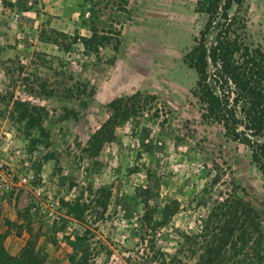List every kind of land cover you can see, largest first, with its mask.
Masks as SVG:
<instances>
[{
    "label": "rangeland",
    "instance_id": "374dc122",
    "mask_svg": "<svg viewBox=\"0 0 264 264\" xmlns=\"http://www.w3.org/2000/svg\"><path fill=\"white\" fill-rule=\"evenodd\" d=\"M207 4L0 0V153L35 174L0 199L10 254L31 240L46 264H70L69 240L85 235L88 264H194L210 237L202 220L228 196L264 226L251 146L205 116L195 61L216 42L223 0L213 12ZM227 21L236 66L255 49L264 59V0L234 4ZM206 60V82L224 93ZM22 102L44 107L45 134L27 129ZM110 120L113 138L91 149Z\"/></svg>",
    "mask_w": 264,
    "mask_h": 264
},
{
    "label": "trees",
    "instance_id": "16d2710c",
    "mask_svg": "<svg viewBox=\"0 0 264 264\" xmlns=\"http://www.w3.org/2000/svg\"><path fill=\"white\" fill-rule=\"evenodd\" d=\"M220 0H208L206 9L210 12L216 10ZM243 0H223L221 5V22H217L216 42L206 53L202 48L196 56L195 67L199 74L198 87L205 104V116L222 122L224 127L230 131L234 139L247 141L251 146V159L260 169L264 177V59L254 50V57L249 59L250 54L244 53V61L236 66L232 59L234 41L228 38L230 24H228L229 10L239 5ZM92 34L83 38L85 45L91 47L95 41L96 30L92 26ZM63 35L61 32H58ZM46 41L57 43L50 35ZM64 50H68L70 43L61 44ZM206 54L212 65L216 68L217 82L224 93H217L216 89L209 82H206ZM231 83L233 85H231ZM226 94V95H225ZM113 101L110 105L118 103ZM23 103V102H22ZM27 117V129L37 128L41 134L44 133L42 116L46 113L44 107L23 103ZM29 106V108H28ZM31 109V111H30ZM119 115H113L117 120ZM122 117L123 115L120 114ZM111 120L101 126L89 141L91 149L99 148L104 141L113 138V131L109 124ZM239 128V129H238ZM238 129V130H237ZM218 178L213 179V183ZM147 205L146 197L143 198ZM70 212L78 211L77 203L74 206L67 205ZM176 208V206H175ZM174 208V209H175ZM167 206L163 210L161 224L166 219ZM174 210L170 211L172 213ZM258 217V216H257ZM151 218L147 210L144 219ZM204 229L208 230L205 243L202 245V252L194 264H264V226L259 218H256L253 208L245 200L231 196L217 202L205 219ZM4 235L0 233V264H46L35 250L31 240H27L19 253L10 254L3 244ZM84 236H76L69 240L72 246V253L69 255L70 264H88L87 247ZM252 241L250 251L247 245ZM82 254L78 256V251ZM242 253L243 258H238Z\"/></svg>",
    "mask_w": 264,
    "mask_h": 264
},
{
    "label": "built area",
    "instance_id": "2783aa9c",
    "mask_svg": "<svg viewBox=\"0 0 264 264\" xmlns=\"http://www.w3.org/2000/svg\"><path fill=\"white\" fill-rule=\"evenodd\" d=\"M34 180L35 174L32 170L18 172L12 159L0 153V199L13 192L17 186L28 185Z\"/></svg>",
    "mask_w": 264,
    "mask_h": 264
}]
</instances>
